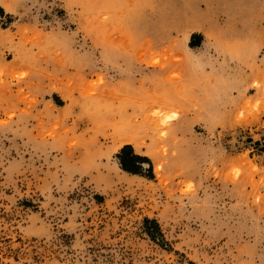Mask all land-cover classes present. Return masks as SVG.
Instances as JSON below:
<instances>
[{"label": "rangeland", "instance_id": "374dc122", "mask_svg": "<svg viewBox=\"0 0 264 264\" xmlns=\"http://www.w3.org/2000/svg\"><path fill=\"white\" fill-rule=\"evenodd\" d=\"M263 133L264 0H0V264H264Z\"/></svg>", "mask_w": 264, "mask_h": 264}, {"label": "trees", "instance_id": "16d2710c", "mask_svg": "<svg viewBox=\"0 0 264 264\" xmlns=\"http://www.w3.org/2000/svg\"><path fill=\"white\" fill-rule=\"evenodd\" d=\"M118 163L120 168L130 174H138L140 165L148 162L147 158L135 154L131 146H123L117 154Z\"/></svg>", "mask_w": 264, "mask_h": 264}, {"label": "built area", "instance_id": "2783aa9c", "mask_svg": "<svg viewBox=\"0 0 264 264\" xmlns=\"http://www.w3.org/2000/svg\"><path fill=\"white\" fill-rule=\"evenodd\" d=\"M260 143L261 145L264 144V133H263L262 139L260 140Z\"/></svg>", "mask_w": 264, "mask_h": 264}, {"label": "bare ground", "instance_id": "6f19581e", "mask_svg": "<svg viewBox=\"0 0 264 264\" xmlns=\"http://www.w3.org/2000/svg\"><path fill=\"white\" fill-rule=\"evenodd\" d=\"M125 144H128V145H130V143H129V142H126Z\"/></svg>", "mask_w": 264, "mask_h": 264}, {"label": "crops", "instance_id": "0c3cea01", "mask_svg": "<svg viewBox=\"0 0 264 264\" xmlns=\"http://www.w3.org/2000/svg\"><path fill=\"white\" fill-rule=\"evenodd\" d=\"M135 153V152H134ZM136 154V153H135ZM138 155V154H137Z\"/></svg>", "mask_w": 264, "mask_h": 264}]
</instances>
